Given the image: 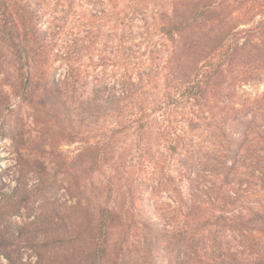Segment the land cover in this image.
Returning a JSON list of instances; mask_svg holds the SVG:
<instances>
[{
  "label": "trees",
  "instance_id": "trees-1",
  "mask_svg": "<svg viewBox=\"0 0 264 264\" xmlns=\"http://www.w3.org/2000/svg\"><path fill=\"white\" fill-rule=\"evenodd\" d=\"M263 70L264 0H0L2 83L37 122L61 128L59 138L93 142L70 168L78 220L59 222L52 212L12 227L0 214V257L71 264L58 251L76 243L93 264H141L127 253L140 234L143 264H164L161 251L167 264H264V137L253 130L264 96L233 101L239 84ZM12 112L0 102V142L14 140ZM198 131L209 140L195 141ZM114 142L171 143L177 176L166 160L150 166L158 188L171 190L164 204L178 227L168 228L155 192L137 195L128 177L96 183L126 174ZM24 162L12 170L16 195L51 185L41 176L29 189ZM203 230L210 248L195 239Z\"/></svg>",
  "mask_w": 264,
  "mask_h": 264
},
{
  "label": "rangeland",
  "instance_id": "rangeland-1",
  "mask_svg": "<svg viewBox=\"0 0 264 264\" xmlns=\"http://www.w3.org/2000/svg\"><path fill=\"white\" fill-rule=\"evenodd\" d=\"M258 19H256L257 21ZM0 77V102L8 104L13 112L9 118V128L12 131L11 135L14 138L7 139L0 142V214H6L3 217L4 223L10 224L9 226L16 227L21 225L23 222H30L35 220V217L47 216L52 212L57 215L55 219L59 222L66 221L67 223L76 222L78 220V213L74 209L78 199L77 189V175L75 170L70 169L75 158L80 152L93 142H78L71 141L68 137L59 138L61 136V128L54 127L50 129L47 125H43L35 120V113L27 106L21 105L19 99L12 95L10 89L2 83ZM237 95L233 97L235 104L241 105L246 100H254L264 96V70L254 79L247 83L239 84L236 89ZM60 122V121H59ZM62 124V123H61ZM264 120L259 118L253 125L254 133L257 136L264 137ZM236 130H234L235 132ZM233 132V133H234ZM241 132V131H240ZM204 134V135H203ZM204 136V137H203ZM206 135L203 131L195 133L193 139L200 141L202 138L205 139ZM209 140V138H208ZM207 141V139L205 140ZM145 143H150L151 153H146ZM175 143V142H172ZM199 143V142H198ZM203 146H209L210 142H200ZM115 144V155L120 157L126 162L124 172L125 175L120 174H107L106 176H96V183L106 185L108 181H112L116 186L122 184L126 177L129 182L133 184V190L138 195L143 191L155 192L156 201L161 205L162 208L167 209L166 214L168 220V228L172 229L178 227L174 213L171 209L165 206V202H168L169 194L171 190H167L164 187L158 188L159 175L150 166L155 160L162 159L166 160L172 166L174 160H178L179 154L174 155L167 151V147L170 146V142H114ZM260 156H264V153H259ZM242 157H251L248 154H242ZM26 164V184L28 188L32 189L38 184V178L41 176L48 178L49 184L45 190L33 191L29 193L21 192L16 195L13 191L16 182L13 181L12 170H15L16 163L19 161L21 164ZM177 166L173 165L169 171L177 176ZM123 170V169H122ZM121 170V173H122ZM112 177V178H111ZM120 180V181H119ZM184 192H188L187 183L182 182ZM157 187V189H155ZM124 191V187L122 186ZM154 190V191H153ZM255 201L254 196L250 197L249 201ZM24 202L22 205H18ZM17 206V207H16ZM22 209H21V207ZM21 214L11 215L13 210H17ZM17 212V211H16ZM41 215V216H39ZM218 215V214H217ZM216 215V216H217ZM231 216V215H228ZM42 220L46 218L41 217ZM192 229V228H191ZM211 230V229H209ZM213 231V229H212ZM200 232V231H199ZM205 237L202 241L199 240L200 236L197 235L195 239L200 247H211L214 244V238L209 235L208 230H203ZM230 237V234H225V238ZM219 238L221 236H218ZM141 235L136 234L133 245L127 253L138 254L140 261L143 264L144 253L143 247L139 239ZM229 239V238H228ZM225 241H227L225 239ZM161 248L164 249L163 246ZM85 249V248H84ZM84 249L80 248V245L76 243L66 244L59 247V257L63 258L65 255L72 261L71 264H93L92 258L84 254ZM185 250V249H184ZM183 250V251H184ZM185 253H188L187 250ZM31 254L30 251L26 252L25 258ZM162 259L164 264H167L166 259L167 253L161 251ZM137 256V255H136ZM62 260L60 259V262ZM0 264H7V261L0 257ZM67 264V263H66Z\"/></svg>",
  "mask_w": 264,
  "mask_h": 264
}]
</instances>
